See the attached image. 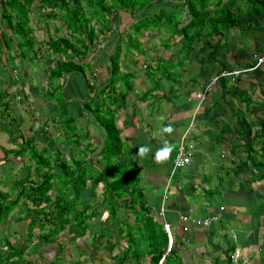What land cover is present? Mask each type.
I'll return each instance as SVG.
<instances>
[{
	"label": "crops",
	"instance_id": "obj_1",
	"mask_svg": "<svg viewBox=\"0 0 264 264\" xmlns=\"http://www.w3.org/2000/svg\"><path fill=\"white\" fill-rule=\"evenodd\" d=\"M222 1L218 19L222 17L229 22L231 17H238L240 21L210 37L198 36L193 40L194 46L186 41L190 48L185 57L182 58L179 51L183 47L182 35L170 36L163 29L153 37V45L143 51L147 57V53L157 47L158 56L150 58L148 64L160 66L161 61L168 66L175 61L170 68L179 67L181 73L180 80L172 79L169 69L164 74L157 73L161 89L157 85L147 88L144 78L136 80L141 92L139 100L146 98L144 103L140 101L145 114L152 116L147 107L157 111L152 123L146 115L145 120L134 115L129 93L124 98L127 103L117 108L115 122L125 130L133 150L140 145L152 149L147 157L136 158L143 165L139 184L142 193H147L145 203L151 214L163 223L169 248L174 245L186 264H264V168L256 163L264 153L256 147L257 141L264 140L259 139L256 132L260 129L258 125H264V62L257 65L258 58L264 55V10H246L241 5L244 0H238L242 2L237 7L234 0ZM226 2L231 5L225 9ZM125 27L129 25L125 23ZM164 49L172 51H167V56H159ZM143 70L146 75L150 73L146 67ZM156 70L158 72V67ZM222 70L240 72L220 77L211 90L203 94L204 87ZM106 73L109 76V72ZM105 84L108 82L101 78L94 90L98 91L99 86ZM150 89L160 95V105L148 102L149 92L154 93ZM169 124L173 133L161 134L160 129ZM165 140L174 145V150L166 162L158 164L154 159L155 151ZM177 141L178 145L184 144L191 160L175 168ZM210 217L216 219L208 225L197 222ZM81 238L75 240L81 241ZM99 239L105 242L99 245L94 240L90 245L92 254L95 255L97 246L106 243L111 253L116 251L107 255H110L106 257L107 264L111 257L112 264L119 263L117 258L126 246L125 235L113 233ZM112 245H120L122 250L117 251ZM97 259L91 262L105 264Z\"/></svg>",
	"mask_w": 264,
	"mask_h": 264
},
{
	"label": "rangeland",
	"instance_id": "obj_2",
	"mask_svg": "<svg viewBox=\"0 0 264 264\" xmlns=\"http://www.w3.org/2000/svg\"><path fill=\"white\" fill-rule=\"evenodd\" d=\"M48 1L54 2L55 0ZM62 1L64 4L67 3V6L71 8L72 2L74 0H68V2L67 0H57L58 3H61ZM31 3H33L34 6L32 10H30L28 17L29 24L32 26L31 32L35 36L34 43L33 45L23 44L26 47V49H24V52L27 55L25 57H22L18 54L19 47L16 44V42L18 41V37L15 36L14 33L10 29H8L2 21V6L0 0V200L2 201L4 199L6 202H9L12 198H14L13 191L10 185L15 177L22 176L23 173L21 174V172L25 171L22 170V168H24L25 165H31L32 170L35 169L37 155L31 150L32 145H34L36 150H41L43 147L47 149L43 153L44 157H47L49 153L55 154L56 148H58V151H60L61 155L67 160L65 162L71 164L69 158L72 156L77 157L79 155V151L82 150L83 145L85 144L83 142L84 139L88 138L89 140H91L93 139V137H95V141H100L99 137L101 134H103L98 121V117H94L93 111V113H89L85 108L87 115H80L77 108L76 110L75 108L70 107L76 110V120L74 119V123L77 126V129L75 131L73 130L71 134H84L87 137L84 139H80L78 143H75L73 141L70 145L68 144L67 140H69V138L64 135V129H60L61 124L59 123V115L52 112L50 108L53 106L49 104V102H52V99L50 101L46 96L47 92L52 89L51 84L58 83L59 81L58 79L54 82V80L49 78V69L54 65L56 58H59L58 61L63 59V56L52 53L50 47H48V41L49 39H53L55 35V38H57V36H63V32H66L71 40H73L74 36L71 35V32L66 27V23L63 22L61 17V10H55L57 11L56 13H59L57 17L52 16L50 18H45L41 15V11L35 6V4L39 3V0H31L29 4ZM83 3L84 6H82V8L88 9L86 0H82V4ZM45 10L51 9L49 7H46ZM152 10L153 9H150V11ZM69 11H72V9ZM121 12L122 17H120V22L118 21V17L114 19L115 22L114 20H112V16L109 17L110 21L105 28L104 35H99L97 43H86L90 44V48L86 51V53L83 54V56H81L82 59L80 60V62L83 63L81 65L83 69L82 71L84 72L85 78L89 83L87 92L88 94L92 95L94 93V90L89 92V88H95L97 81H99L101 78L106 79V71H110L109 66H115L117 64L116 68H113L114 77L116 78V80L118 78L116 82L117 85L109 90V92L104 93V99H102L100 95H97L95 96V98H93V100H100V110L102 112L101 116H110L108 113V111L110 110L112 115L115 114L118 111L117 108L121 106L122 103L126 102L124 101V98L126 96L124 95L122 98V94L128 91V93L131 94L130 96L132 97L131 106L135 108L134 115L144 120L146 115L147 120L149 119L152 123L153 115L157 113V111L152 108L148 109L147 107V111L149 110V113H152V116H147V114H145L144 110L141 108L143 105L140 104V101L144 103L146 98L143 99V97H141V100H139L141 92L139 89L140 87L136 85V80L139 78H144L146 82L141 81V83L144 82L147 88H152V86L157 85L159 89H161L162 85L160 79L156 77L157 73L161 72L164 74L166 69H169L170 71L168 74H170L172 79L177 80H180L181 73H179L178 71L179 67L170 68L171 66L175 65V61L169 62L168 66L167 63L164 64L161 61L159 63L163 65L160 66L153 65L152 63L150 64V62L148 64L149 60H151L153 57L158 56L156 52L159 49L157 47L151 49L147 53L148 56L145 57L146 54H144V52H146V50L153 45V37L155 36V34L162 33L163 30H160L157 26L153 27L151 25L143 29L144 27L141 28V24H137V20L134 17L129 16L127 12H125V15L124 11ZM63 13L66 14L71 12L63 11ZM105 18L108 19V17ZM111 22H114L113 24L116 25L117 30L120 31V34L117 33L116 35L114 34V36H112V33H110ZM116 23L118 24V26ZM125 23L129 25V28L125 27ZM90 24L94 27L95 31L98 32L100 25L97 19L93 18L92 21H90ZM56 27H60L63 31H58L56 33ZM148 29L149 31H147ZM3 35L4 40H6V44L3 43ZM144 37L145 39H143ZM11 38L13 39V43L11 42ZM191 44L194 46L195 42L192 41ZM182 45L183 47L179 51L182 52V54L180 55L183 58L185 57V52H187L188 48H190V44L187 42H182ZM103 46L107 51L106 53H108V55L111 56L112 59L109 57L107 58V55L103 53ZM118 49L119 51H117ZM163 51L165 52H161L162 54H159V56H167L168 54L166 52H171L172 50L164 49ZM73 61L78 62V59L74 58ZM144 61L146 62V65H144ZM144 67H146L147 71L150 72L147 75L144 73ZM157 67L158 72L156 70ZM92 74H94L95 77ZM71 75L67 78L61 79L58 84L64 88L63 90H61V92L65 93L69 104L77 105V103H80V101L74 95L73 91H76L80 95V97L83 98V86L84 83H86V80L80 72H74ZM76 84H79L80 87ZM144 84L142 85L143 87H145ZM101 88L102 87L99 86L98 89L100 90ZM150 91L154 93L152 95V93L149 92L150 96L148 102L152 101L153 105H160L162 100H159L160 95H158V92H155L153 89H150ZM143 94L147 95L145 91L143 92ZM86 96L84 100H87ZM154 108L156 109V107ZM72 116L75 117L74 114H72ZM174 117L176 119H180V116L175 115ZM115 118L118 117L115 116ZM257 127L260 128L256 131L258 133L257 137H259L260 139L264 131V126L258 125ZM117 128L118 130L112 132V134L116 137L114 143L116 144V146L121 147L122 152L119 156L117 148H114V156L112 161H127L130 157L128 156L130 155V153L128 152L129 147H131L130 140L129 138H126L127 134L125 133L124 129H120L119 127ZM253 130H255V128H253ZM11 132L12 135H10ZM48 135L50 136V139L48 138ZM11 136L13 137V140L10 139ZM25 138H31V142L24 146ZM45 140H48V142L51 141L53 143L51 147L49 144L45 146L47 143ZM95 141L93 140V142L96 144L97 142ZM95 144H93L92 146H94ZM178 144L179 142L177 141L176 145L178 146ZM23 146V154L15 155V152L13 150H16ZM263 146L264 143L262 141H257V148H261ZM4 151H8L5 157ZM262 155L263 153H261L260 156ZM89 162L87 164H89ZM139 165V176L136 180L131 179L125 184H119L115 186L116 191L120 193V195H127L124 191L126 188L128 189L127 185H130L129 188L135 189L133 190L134 196L137 195L138 189H142L138 180L143 171V165L140 163ZM126 168L127 166L124 169ZM36 179V177H33L34 181ZM109 191H111L110 186L102 190L101 184L93 186L92 182L90 180H87L84 189L80 192V197L73 201V203L71 204L72 208H69L70 210H68L67 212V214L70 215L68 217L65 216V218L67 219V224L61 231H59L57 234L49 235L50 230L48 228L49 225H47L45 229L46 233L40 235L39 229L36 228L32 231V236L29 237V232L27 229L28 218L31 214H33V212H25L27 205H22V202L24 201V199H26V195L32 192L28 187L26 189V192H24L26 193L25 198L20 197V204L15 203L14 207L12 204L8 213L6 209H0L1 259L6 258L7 254H2L6 253L7 251L21 250L22 248L23 251L20 256H11L9 260L4 261L7 262L5 264H93L91 260H93V258L95 257L99 258V260L97 259V261H102L103 263L107 264L106 257L108 258L116 251L113 250L111 253L110 250L107 249L108 245L104 243L101 246H97L95 255L92 254V250L90 247L92 242L95 243V240L100 245L104 241V239H99L96 237L98 232L101 231L99 235H102L105 238L109 237L113 233H116L118 236L125 235V238H128V234L131 232L129 230V225H135V220L131 214H129L127 219H123L119 222L122 227H118L117 229L114 228V226H116L117 224L116 219H114V221L109 220V223L101 225V221L106 218L107 212L104 211L103 207H101L100 199L103 197V194L108 195L107 192ZM49 194L52 197L57 196L58 191L54 188L49 191ZM144 194L147 193L145 192ZM144 194L141 198L146 201V195ZM114 200L116 203V198H114ZM28 202L31 206V201ZM117 202H120V199ZM83 206H85L86 210H88L86 216L88 218L85 221L86 223L90 224L91 227H88V230L84 235H78L74 232V229H72L70 225L71 221L73 220L72 216L74 210H80ZM41 207H46L47 212L50 211L49 202L45 205L43 202L41 204ZM93 208H99L101 213L98 212V214L94 216ZM122 209H125V205L122 207ZM129 210L125 209V213L128 214ZM52 219L54 220V218ZM204 219L206 218H203L202 220ZM125 222L127 224H124ZM120 228L121 232H119ZM155 228H157V226H155ZM55 230L56 229H54V231ZM134 231L136 234V238L133 237L135 236L134 232L133 236L131 234V237L134 238L135 244H137V237L139 232L137 228H134ZM126 232L127 234H125ZM79 237H82L81 241H78L79 239L75 240ZM146 239L147 238L145 237L144 239L140 238L139 240L146 244ZM125 243L126 249L130 244V238L128 239V242ZM74 245H76L77 248L74 247ZM120 245L112 246H114L116 250L119 251L122 250V246ZM105 248L108 250L107 252H104ZM108 254L110 255L107 256ZM119 257L117 258L118 261ZM111 259L110 264L114 262ZM10 260L11 262L9 263ZM131 262L135 261H133L128 256L127 264H131Z\"/></svg>",
	"mask_w": 264,
	"mask_h": 264
},
{
	"label": "trees",
	"instance_id": "obj_3",
	"mask_svg": "<svg viewBox=\"0 0 264 264\" xmlns=\"http://www.w3.org/2000/svg\"><path fill=\"white\" fill-rule=\"evenodd\" d=\"M176 1L178 0H86L88 9H85L82 8V6H84L82 0H74L71 8L67 6V3L64 4L63 1L58 3L57 0L54 2L39 0V3L35 4V6L41 11V15L45 18H50L52 16L57 17L59 13H56L57 11L55 10H61L62 20L66 23V27L71 32V35L74 36L73 40H71L70 37H68L69 35L63 32V36H57V38H55V35L53 39H49L48 47H50L52 53L63 56V59L61 58L62 60L60 61H58L59 58L55 59L54 65L49 69V78L54 80V82L58 79L60 81L61 79L69 77L74 72H80L85 78L81 66L83 63L80 62V60L82 59L81 56L90 48V44L86 43H97L99 35H104L105 28L110 21L109 17L112 16V20L118 17V21L120 22V17H122L121 11H124V15L125 12H127L128 15L134 17L137 20V24H141V28L144 27L143 29L150 25L153 27L157 26L159 29L166 31L170 36L175 34L182 35L180 38L181 41H188L190 43L195 38H198V36H203V38L204 36L206 38L210 37L212 33H220L221 30H227L233 23L240 21L238 17H231L229 22H226V19H222V17L218 19L219 13L222 10V0H181L180 3ZM30 2L31 0H1L2 21L6 27L18 37L16 44L19 47L18 54L22 57L27 55L24 52V49H26L24 45H33L35 37L31 32L32 26L29 24L28 15L34 6L33 3L29 4ZM241 2L242 1L234 0L233 4L237 7ZM228 5H231V3L226 2L224 5L225 9ZM241 5H243L246 10H264V8H262L264 6V0H244ZM46 7H49L51 10H45ZM154 7L157 9L153 11L149 10ZM71 9L72 11H69ZM139 9L143 10L137 14ZM63 11L71 13L65 14ZM105 17H108V19ZM93 18H96L99 22L100 28L98 32H96L94 27L90 24ZM114 22H111V33L114 32L113 34L115 35L117 33L120 34L116 25L113 24ZM205 27L206 31L204 30ZM55 29L56 33L58 31H63L60 27H56ZM2 38L3 43L6 44L4 35ZM11 42L13 43L12 38ZM117 51H119V49ZM106 52L104 48L103 53L107 55V58H111ZM74 58H77L78 62L73 61ZM116 66L117 64L115 66L110 65L109 76L107 75L105 79L108 84L103 85L98 91L94 90L96 87L89 88V92L94 90L92 95L87 92L89 83L85 78L86 83H84V93H82L84 97L81 98L76 91H73L74 95L80 101L77 105L69 104L65 93L61 92L64 88L58 84L59 81L58 83L51 84L52 89L47 92L46 96L50 101L52 99V102H49V104L53 106L50 108L52 112L59 115V123L61 124L60 129H64L63 133L69 138V140H67L69 145L73 141L78 143L80 139L87 137L84 134H71L73 130L75 131L77 129L74 123L77 109L80 115H87L86 109L89 113L94 112V117H98L103 134L99 137L100 141H95V137L91 140L88 138L84 139L83 142L85 144L82 150L79 151V155L69 158L71 164L65 162L67 160L61 155L58 148H56L55 154L49 153L47 157H44L43 153L47 149L43 147L41 150H36L34 145H32L31 150L37 155L35 169L32 170L31 165H25L24 168H22V170H25L21 172V174L23 173L22 176L15 177L10 185L14 198L9 202H6L2 198L3 200H0V209H6L8 213L12 204L13 207L15 203L20 204V197L25 198L26 193L24 192H26V189L29 187L32 192L28 193L26 199L22 202V205H27L25 212H33L28 218L27 229L29 237L32 236V231L36 228L39 229L40 235L46 233L45 229L47 225H49V235L57 234L67 224L65 216L68 217L70 215H68L67 212L70 210L69 208H72L71 204L80 197V192L84 189L87 180H90L93 186L101 184L102 190L108 186L111 188V191L107 192L108 195L103 194V197L100 199L101 207L107 212V216L101 221V225L109 223V220L114 221V219H116L117 224L114 228L117 229L118 227H122L119 222L123 219H127L129 214H131L135 220L134 226L129 225V230L131 232L128 234V238L125 239L126 242H128L130 238V244L119 257V263L127 264L129 256L135 261L131 262V264H186L174 245L170 248L168 247V234L164 230L163 223L151 214L150 208L146 205L145 200L141 198L143 197L142 189H138V193L135 196L133 195V190L135 189L129 188L130 185H127L128 189L126 188L124 190L127 195H120V193L116 191L115 186L125 184L131 179L136 180L139 176L138 171L140 169L139 160H136L138 157L136 154L137 150H133L132 147H129L128 150L130 153V155H128L130 156L129 160L112 161L114 148H117L119 156L122 152L121 147L116 146L114 143L116 137L112 134V132L118 130L115 122V114L112 115L110 110L108 111L110 116L102 117L100 100H93L97 95H100L101 98L104 99V93L109 92V90L114 87V83H116L117 80L114 77L113 68H116ZM92 75L95 76L94 74ZM76 85L80 87L79 84ZM127 93L128 91L124 93L123 96ZM85 96L87 100H84ZM70 107L77 109L75 110ZM72 114H74L75 117H73ZM10 135H12V132ZM49 137L48 135V138ZM260 138L264 139V131ZM10 139L13 140V137L11 136ZM24 140V146L31 142V138H25ZM93 140L97 143L95 144ZM46 142L45 146L49 144L51 147L53 144L51 141L48 142V140ZM93 144L95 145L92 146ZM24 146L13 150L15 155L23 154ZM260 151L264 152V146L261 147ZM4 152L5 157L8 151ZM88 162L89 164H87ZM258 163L264 168V153L260 156ZM126 166L127 168L124 169ZM33 177L37 179L34 181ZM54 188L57 189L58 194L52 197L49 191ZM114 198H116V203ZM119 199L120 202H117ZM28 201H31V206ZM43 202L44 205L49 202L50 211L47 212L46 207H41ZM124 205L126 210L130 209L128 214L125 213V209H122ZM87 212L88 210H86L85 206L80 210H74L70 227L74 229V232L78 235H84L88 227H91V225L85 221L88 218L86 217ZM98 212L101 213L99 208H93L94 216H96ZM52 218H54V220ZM124 224L127 223L125 222ZM155 226H157V228H155ZM134 228H137L139 232L137 244H135L133 238H136ZM54 229L56 230L54 231ZM100 232L101 231L97 234L99 238L102 237V235H99ZM119 232H121V228ZM133 232L135 236H133ZM125 234H127V232ZM131 234L133 237H131ZM145 237L147 238L146 244L139 240ZM230 248H232L231 245ZM22 251V248L21 250L7 251L2 254H7L6 258L1 259L0 257V264L7 263L4 261L9 260L13 255L20 256ZM144 259H146V263ZM227 260H230V258L227 257ZM10 262L11 260L9 263Z\"/></svg>",
	"mask_w": 264,
	"mask_h": 264
},
{
	"label": "built area",
	"instance_id": "obj_4",
	"mask_svg": "<svg viewBox=\"0 0 264 264\" xmlns=\"http://www.w3.org/2000/svg\"><path fill=\"white\" fill-rule=\"evenodd\" d=\"M264 62V55L261 56L260 58H258L257 60V65ZM240 70H233V71H222L218 76H215L212 78V80L204 87V93L206 92H209L211 90V86L213 84H215L218 79L220 77H223V76H228V75H231V74H238ZM191 160V154L189 153H186L185 151V146L183 143H181L180 145H178V148H177V151H176V155H175V159H174V167H182V166H185L187 165ZM216 219L215 217H210V218H206L204 220H201V221H198V222H201L203 225H208L210 224V221L211 220H214ZM119 264V263H117Z\"/></svg>",
	"mask_w": 264,
	"mask_h": 264
},
{
	"label": "clouds",
	"instance_id": "obj_5",
	"mask_svg": "<svg viewBox=\"0 0 264 264\" xmlns=\"http://www.w3.org/2000/svg\"><path fill=\"white\" fill-rule=\"evenodd\" d=\"M222 71H227V70H222ZM221 71V72H222ZM220 72V73H221ZM240 72V71H239ZM219 73V74H220ZM228 76H231V75H228ZM224 77V76H223ZM219 80V79H218ZM161 120L164 119L163 116L160 117ZM174 129L173 127L169 124L167 126H164L160 129V133L161 134H168V135H171L173 133ZM174 150V145L171 144L169 141L165 140L164 143H163V146L158 148L156 151H155V155H154V159H155V162L156 163H164L166 162L170 156H171V153L172 151ZM152 152V149L147 146V145H140L138 148H137V156H139L140 158H145L149 155V153ZM119 264H122V263H119Z\"/></svg>",
	"mask_w": 264,
	"mask_h": 264
}]
</instances>
